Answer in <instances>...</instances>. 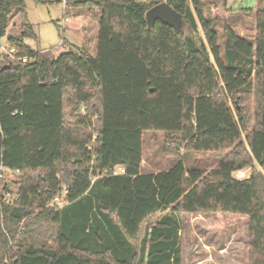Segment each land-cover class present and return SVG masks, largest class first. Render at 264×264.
Instances as JSON below:
<instances>
[{
	"label": "trees",
	"instance_id": "trees-1",
	"mask_svg": "<svg viewBox=\"0 0 264 264\" xmlns=\"http://www.w3.org/2000/svg\"><path fill=\"white\" fill-rule=\"evenodd\" d=\"M164 1L186 31L148 27ZM64 7L98 12L94 56L32 51L28 23L8 38L26 61L0 56V168L18 178L0 205V264H180L179 216L197 213L246 217L248 264H264V9L249 41L218 31L201 0ZM13 14L25 0H0V38ZM145 132L164 134L163 154L179 158L169 170L141 173ZM225 152L207 173L183 159Z\"/></svg>",
	"mask_w": 264,
	"mask_h": 264
},
{
	"label": "rangeland",
	"instance_id": "rangeland-1",
	"mask_svg": "<svg viewBox=\"0 0 264 264\" xmlns=\"http://www.w3.org/2000/svg\"><path fill=\"white\" fill-rule=\"evenodd\" d=\"M201 1L206 15L216 23L218 31H221L222 25L226 23L238 35L253 41L256 33V12L264 9V0ZM79 15L87 19L78 18ZM24 23L30 24L37 36V40H24L25 46L32 51H40L44 53L43 55L53 58L74 47L86 51L90 56L96 53L98 33L96 10L91 12L66 10L64 0H25V17L20 14L11 16L5 36L0 38V47L8 49V38L19 36L21 25ZM181 29L186 31L187 26L182 23ZM4 62L17 61L15 58L13 60L6 57ZM231 107L233 108L232 104ZM250 112L253 117V102L250 105ZM244 139L242 135V141L245 143ZM163 147V133H143L142 173L164 172L176 164L179 158L165 156ZM226 153H194L185 155L183 159L186 167H196L207 173L217 167ZM17 180L14 174L3 170L0 187L6 185L14 194L16 191L14 183ZM179 222L180 264H248L246 217L228 213L181 214Z\"/></svg>",
	"mask_w": 264,
	"mask_h": 264
},
{
	"label": "built area",
	"instance_id": "built-area-1",
	"mask_svg": "<svg viewBox=\"0 0 264 264\" xmlns=\"http://www.w3.org/2000/svg\"><path fill=\"white\" fill-rule=\"evenodd\" d=\"M16 51L12 48H2L0 47V56H6L10 57L17 62H22L24 63L26 61V58H20L16 56ZM249 169L241 170L238 172H235L233 174V178L236 180H243L248 176ZM125 175V169L123 167H117L116 169L113 170L111 173V176L117 177V176H124ZM3 179V169L0 168V181ZM4 185L0 187V205L6 204V205H11L15 199V194L5 191L4 190ZM66 194V190L64 189L63 195L62 196H56L54 200L50 203V206H55L57 208H61L65 205L64 202V196Z\"/></svg>",
	"mask_w": 264,
	"mask_h": 264
},
{
	"label": "water",
	"instance_id": "water-1",
	"mask_svg": "<svg viewBox=\"0 0 264 264\" xmlns=\"http://www.w3.org/2000/svg\"><path fill=\"white\" fill-rule=\"evenodd\" d=\"M145 18L148 27H151L155 21H160L175 30H179L182 26L181 16L170 9L165 2L148 10Z\"/></svg>",
	"mask_w": 264,
	"mask_h": 264
},
{
	"label": "crops",
	"instance_id": "crops-1",
	"mask_svg": "<svg viewBox=\"0 0 264 264\" xmlns=\"http://www.w3.org/2000/svg\"><path fill=\"white\" fill-rule=\"evenodd\" d=\"M84 17L85 19H87V17L83 16V15H79L78 18H82ZM141 173H142V165H141ZM142 174H151V173H142ZM155 174V173H153Z\"/></svg>",
	"mask_w": 264,
	"mask_h": 264
}]
</instances>
